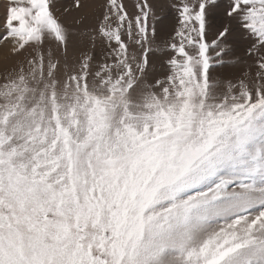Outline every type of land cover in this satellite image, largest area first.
<instances>
[{
	"label": "snow or ice",
	"instance_id": "6c2138e0",
	"mask_svg": "<svg viewBox=\"0 0 264 264\" xmlns=\"http://www.w3.org/2000/svg\"><path fill=\"white\" fill-rule=\"evenodd\" d=\"M0 8V264H264V0Z\"/></svg>",
	"mask_w": 264,
	"mask_h": 264
},
{
	"label": "rangeland",
	"instance_id": "374dc122",
	"mask_svg": "<svg viewBox=\"0 0 264 264\" xmlns=\"http://www.w3.org/2000/svg\"><path fill=\"white\" fill-rule=\"evenodd\" d=\"M0 11H2V8H0ZM0 55H2V50H0Z\"/></svg>",
	"mask_w": 264,
	"mask_h": 264
}]
</instances>
